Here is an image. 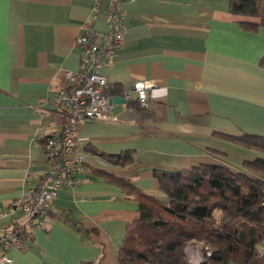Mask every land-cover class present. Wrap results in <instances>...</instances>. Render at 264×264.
Instances as JSON below:
<instances>
[{"label":"crops","instance_id":"0c3cea01","mask_svg":"<svg viewBox=\"0 0 264 264\" xmlns=\"http://www.w3.org/2000/svg\"><path fill=\"white\" fill-rule=\"evenodd\" d=\"M122 4L126 36L102 67L117 90L111 94L122 97L111 109L117 119L80 123L84 180L59 190L46 225L11 250L14 264H120L118 250L139 202L104 173L164 199L154 169L200 163L239 169L264 156L221 135H264V26L241 27L248 17L231 12L230 0ZM114 7L115 0H0V229L24 222L17 203L47 167L46 138L66 122L45 99L65 87L67 70L81 67L78 36L108 30ZM142 79L154 82L146 108L131 91ZM123 152L133 155L131 163L107 156ZM258 247L264 253V238ZM187 254L201 261L200 241Z\"/></svg>","mask_w":264,"mask_h":264},{"label":"trees","instance_id":"16d2710c","mask_svg":"<svg viewBox=\"0 0 264 264\" xmlns=\"http://www.w3.org/2000/svg\"><path fill=\"white\" fill-rule=\"evenodd\" d=\"M230 11L248 17L240 21L246 30L264 26V0H230ZM107 92L117 90L107 87ZM221 135L264 153V135ZM107 156L122 165L133 160L130 152ZM104 174L139 202V216L128 225L118 250L120 264H264L258 247L264 238V156L244 160L239 169L221 163L154 169L164 199L128 178ZM30 233L21 234L27 238ZM192 241L201 243L198 263L187 254Z\"/></svg>","mask_w":264,"mask_h":264},{"label":"built area","instance_id":"2783aa9c","mask_svg":"<svg viewBox=\"0 0 264 264\" xmlns=\"http://www.w3.org/2000/svg\"><path fill=\"white\" fill-rule=\"evenodd\" d=\"M109 25L104 32L93 29L78 36L81 67L67 70L65 87L54 90L45 99L63 110L66 122L46 138L44 153L47 167L37 185L27 189L17 203L25 216L24 222L0 229V264H14L10 252L24 244L23 230L46 225V216L61 188H73L83 182L87 166L86 156L77 146L80 123L85 119H117L111 112L115 101L114 96L107 92L108 79L102 67L122 46L126 36L127 20L122 0H115V7L109 12ZM153 87L154 82L150 79L135 80L132 84L131 91L144 108L150 105ZM15 209V206L10 207L11 211ZM207 253L211 254L212 249L207 247Z\"/></svg>","mask_w":264,"mask_h":264},{"label":"water","instance_id":"95a60500","mask_svg":"<svg viewBox=\"0 0 264 264\" xmlns=\"http://www.w3.org/2000/svg\"><path fill=\"white\" fill-rule=\"evenodd\" d=\"M122 100V97L120 96H114V101L115 102H118V101H121Z\"/></svg>","mask_w":264,"mask_h":264}]
</instances>
